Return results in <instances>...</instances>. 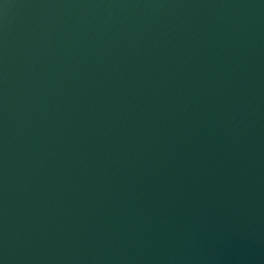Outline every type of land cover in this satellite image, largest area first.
<instances>
[{
    "label": "water",
    "instance_id": "water-1",
    "mask_svg": "<svg viewBox=\"0 0 264 264\" xmlns=\"http://www.w3.org/2000/svg\"><path fill=\"white\" fill-rule=\"evenodd\" d=\"M0 264H264V0H0Z\"/></svg>",
    "mask_w": 264,
    "mask_h": 264
}]
</instances>
